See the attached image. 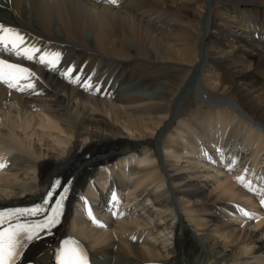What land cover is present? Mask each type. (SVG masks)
I'll use <instances>...</instances> for the list:
<instances>
[{
  "label": "bare ground",
  "instance_id": "1",
  "mask_svg": "<svg viewBox=\"0 0 264 264\" xmlns=\"http://www.w3.org/2000/svg\"><path fill=\"white\" fill-rule=\"evenodd\" d=\"M0 23L39 49L0 48L34 73L0 82V207L75 178L16 264H57L74 234L94 264H264V0H0Z\"/></svg>",
  "mask_w": 264,
  "mask_h": 264
},
{
  "label": "snow or ice",
  "instance_id": "2",
  "mask_svg": "<svg viewBox=\"0 0 264 264\" xmlns=\"http://www.w3.org/2000/svg\"><path fill=\"white\" fill-rule=\"evenodd\" d=\"M108 2L115 4L117 0H108ZM24 45V37L18 30L0 23V48L29 60L34 59L39 49L28 48ZM39 59L41 63L55 66L58 55L51 56L49 54V56H40ZM32 75H34V73H31L29 69L22 65L0 59V82L7 84L9 88L25 91L26 88L34 87L30 82ZM21 81H29V83L21 86ZM0 167H2V165H0ZM61 199H63V197ZM262 203H264V201H262ZM60 207L61 204L58 203L56 212L40 225L12 223L15 217L35 215L43 211V209L39 207L0 212V226L7 225L6 227L0 228V264H16V258L20 255L18 248L21 245V239L25 236L27 239H32L37 230L49 229L55 226L58 223ZM245 215H247V213H245ZM58 260L59 264H88L86 253H84L83 249H81L78 244L72 241L64 242V248L60 250Z\"/></svg>",
  "mask_w": 264,
  "mask_h": 264
},
{
  "label": "rangeland",
  "instance_id": "3",
  "mask_svg": "<svg viewBox=\"0 0 264 264\" xmlns=\"http://www.w3.org/2000/svg\"><path fill=\"white\" fill-rule=\"evenodd\" d=\"M132 86H133V84H132ZM135 86V85H134ZM136 87H137V85H136ZM139 92H141V93H146V92H149V91H146V90H144L145 89V87H141V85L139 86ZM113 263H117V264H120L121 262H118V261H114L113 260Z\"/></svg>",
  "mask_w": 264,
  "mask_h": 264
}]
</instances>
